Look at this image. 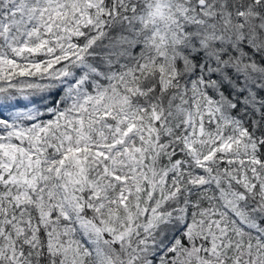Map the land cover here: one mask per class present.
Returning <instances> with one entry per match:
<instances>
[{
  "label": "snow or ice",
  "instance_id": "snow-or-ice-1",
  "mask_svg": "<svg viewBox=\"0 0 264 264\" xmlns=\"http://www.w3.org/2000/svg\"><path fill=\"white\" fill-rule=\"evenodd\" d=\"M0 264H264V0H0Z\"/></svg>",
  "mask_w": 264,
  "mask_h": 264
}]
</instances>
